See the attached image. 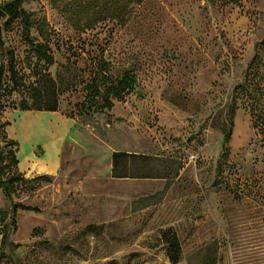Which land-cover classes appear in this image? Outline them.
<instances>
[{"label":"rangeland","instance_id":"1","mask_svg":"<svg viewBox=\"0 0 264 264\" xmlns=\"http://www.w3.org/2000/svg\"><path fill=\"white\" fill-rule=\"evenodd\" d=\"M1 25L27 210L0 188V264H171L170 224L178 264H264V140L229 113L248 71L264 86V0H23Z\"/></svg>","mask_w":264,"mask_h":264},{"label":"trees","instance_id":"2","mask_svg":"<svg viewBox=\"0 0 264 264\" xmlns=\"http://www.w3.org/2000/svg\"><path fill=\"white\" fill-rule=\"evenodd\" d=\"M23 0H12L4 4L1 9L5 12L8 20L16 18L21 10ZM36 54L40 60H44L47 64H52L53 60L50 55L47 54L45 48L41 45L36 46ZM11 74L14 75L13 66H10ZM250 73L246 75L245 82L235 87V95L233 96L232 105L229 108L230 121L232 123L234 113L243 109L248 113L250 125L256 130L259 136H262L264 140V86L254 83L250 79ZM0 91H1V80H0ZM107 109L111 108V104H107ZM230 137V133L224 137V149ZM15 144H6L7 147H13ZM0 146V188L2 189L7 201L11 204V218H13L18 210L26 211L27 208L20 204H13L12 191L17 186V183L21 181L20 174L16 173L15 167H10L9 164H4L5 160H10L15 165V155L10 149L3 154ZM133 157L132 154L126 152H114L112 154V163L115 166L119 161L127 160ZM117 166V165H116ZM163 242L167 248V258L171 264H178L180 261L181 247L175 230L172 227H168L162 232ZM216 246V244H215ZM216 262V260H215ZM214 263V262H213Z\"/></svg>","mask_w":264,"mask_h":264},{"label":"water","instance_id":"3","mask_svg":"<svg viewBox=\"0 0 264 264\" xmlns=\"http://www.w3.org/2000/svg\"><path fill=\"white\" fill-rule=\"evenodd\" d=\"M3 19H8V17L5 14V12L0 8V49L2 48V25H1V21Z\"/></svg>","mask_w":264,"mask_h":264},{"label":"crops","instance_id":"4","mask_svg":"<svg viewBox=\"0 0 264 264\" xmlns=\"http://www.w3.org/2000/svg\"><path fill=\"white\" fill-rule=\"evenodd\" d=\"M113 154V153H112ZM111 159H112V155H111ZM113 164V163H112ZM114 171H115V169H114ZM115 176H118V177H120V178H124V177H126L127 175H125V174H117V175H115ZM136 176H139V177H136ZM134 175V178H144V179H147L148 178V175H146V177H144V176H142V175ZM186 198V197H185ZM185 198H183V199H181L180 200V203H182L183 201L185 202ZM169 227H171L172 226V224H170V225H168ZM167 227V226H166Z\"/></svg>","mask_w":264,"mask_h":264}]
</instances>
